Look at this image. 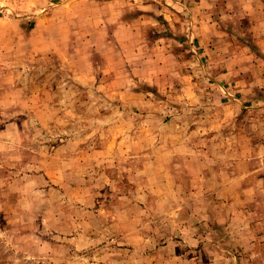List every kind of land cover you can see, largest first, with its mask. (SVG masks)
<instances>
[{
    "label": "rangeland",
    "instance_id": "rangeland-1",
    "mask_svg": "<svg viewBox=\"0 0 264 264\" xmlns=\"http://www.w3.org/2000/svg\"><path fill=\"white\" fill-rule=\"evenodd\" d=\"M0 264H264V0H0Z\"/></svg>",
    "mask_w": 264,
    "mask_h": 264
},
{
    "label": "crops",
    "instance_id": "crops-1",
    "mask_svg": "<svg viewBox=\"0 0 264 264\" xmlns=\"http://www.w3.org/2000/svg\"><path fill=\"white\" fill-rule=\"evenodd\" d=\"M250 158H253V157H249V159ZM251 161H253V160H250V162L249 163H251L252 164V162ZM251 168V167H250ZM257 172V169L256 168H254V169H250V171H249V174L251 175V174H253V173H256ZM236 178H232V180L231 181H229V182H227V183H219V187L220 188H227V187H233V186H231V183L233 182V181H236L235 180ZM238 180V179H237ZM236 216V215H235ZM258 232V231H257Z\"/></svg>",
    "mask_w": 264,
    "mask_h": 264
}]
</instances>
